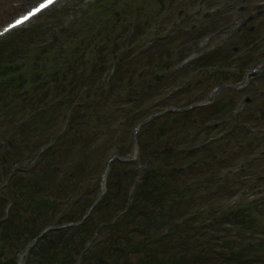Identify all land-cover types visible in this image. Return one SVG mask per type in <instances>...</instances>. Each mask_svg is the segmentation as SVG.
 <instances>
[{
  "label": "rangeland",
  "instance_id": "374dc122",
  "mask_svg": "<svg viewBox=\"0 0 264 264\" xmlns=\"http://www.w3.org/2000/svg\"><path fill=\"white\" fill-rule=\"evenodd\" d=\"M14 1L18 0H0V25L4 23L7 19H9L13 14L25 9L29 4L34 2L35 0H20L19 2L12 4ZM95 0H87L92 4L94 8ZM108 0H96L95 4L100 6L99 10L101 12H108L106 16H99L97 18L92 17L94 15L93 9H91L90 18L85 19L83 21V28H89V31H85L81 36L79 35V30L82 26L76 23L80 18H84L88 16L87 9L84 10L83 0H60L53 7L45 10L39 16L34 17L27 23H25L21 28V32H11L3 37L5 39L0 46V53L2 57L8 58L10 61L18 60L19 63L28 64V57L25 54H33V56L42 60L44 55L57 54L56 59H59L61 53H64L68 48H74L76 53H74L75 57H70L67 59V72L66 75H80L82 76L85 73V70L91 65L92 62V70L94 71V78L97 76L101 83V87L97 88V91L91 90V94L89 95V99H95L98 95H101L103 91L105 93H109V96L113 97L111 102V108L114 109V112H110V105L106 104V99L102 100L97 105V108H94V101L90 100V109L87 110V113L100 109V114H94V121L89 122L85 119L88 115L81 116V119L76 124L79 128H88L91 129V134L89 137V141L92 142L91 145L88 143H80L73 141L72 144L77 143L78 146H73L70 149V145L66 143L65 139L60 136V134L64 131L62 124L63 120H61V112L59 110L60 103L56 106V111H54L53 124L46 126L44 122L34 121L35 126L34 130H37V135L33 137L34 142L26 148L27 151L31 150L33 146L37 142L48 141L49 139L54 140V148L49 153H45L42 158L38 160L35 165H31V162L25 166V168H19L17 171L18 174L25 176V170L32 169L33 177L30 181L34 182L33 189H42L44 186L47 188L49 184H54L58 187V192L55 190V194L57 195V200L60 201V196L62 192L59 188L60 180H65L70 175V180L72 176L77 174L74 170V163L83 165L87 164L85 170V182H90L89 188V196L93 198L96 194V191L99 189L101 177H99V171L101 172L103 168L107 167V160L113 155L115 152L116 146H111L115 142H121V147L125 149L123 153H127L131 151L127 157L129 160L127 164L131 168L132 162L136 159L141 158L143 162L147 161L148 156L150 157L152 152H156L155 149H158L161 153H168L172 150H178L181 146H184L181 150L180 155L176 157V178H177V189H171V195L173 194L177 199L183 196L184 193H188L190 196V203L188 200H179L177 205L175 206V202L169 201L167 204L169 206H174L172 211H169L167 215V221L170 223L178 222L177 216L179 214L188 210L192 205L194 209H198L199 214L203 216H209L213 212V208L215 210L223 209L227 204L232 203V201L228 200L230 194H233L238 188L239 192L234 197V201L238 200L239 205H245L244 208L250 207L251 210L246 211L245 214L238 213L235 216L232 214H224L218 215L215 218L216 221L221 222L218 224L219 233L214 236H223L222 238L225 240L232 239L233 250H236L237 244L240 246L243 244H247V239L252 238L255 244H251L248 247L250 249L247 251V255L251 257L253 264H264V116L263 118L256 121V130L252 131V128H248V123L254 121L252 114H259V110L264 108V65L249 77V84L246 85L247 88L252 90V100L249 104H247V109L245 111L246 116L244 121L247 122L245 128L242 127L236 130V132H232L227 134L218 141H214L211 144H208L206 139L212 137V135H217L222 131L220 125L215 127L214 125H210L211 123L215 124L220 123L219 116H222L226 110L231 108L234 103V100L238 98L241 92L234 90L233 87L226 86L223 91L217 92L214 97L210 100V102L205 103L197 108L189 109V112L186 113H163L161 114V118H159L156 122V116L146 119L145 122L141 124L140 132L136 140L132 139L129 134L130 128L135 124L138 119L132 118L128 125L125 123L119 126L123 130V135L121 138L116 139L112 136L115 132L112 130V123L114 125L117 124L118 115H122L120 112H124L129 114L132 110L130 108L131 103H135V105H140V108L146 109V115L153 114L151 112L157 111V109L161 106L157 105L156 102L161 99V95L164 92L163 87L169 83H172L176 80L174 88L168 90V93H173L170 96L165 95L167 93H163L162 100L167 99L171 103L181 104L180 107L190 104L191 102L197 101L198 99H205L206 92L209 88L213 86V82L215 77L217 78L219 75L218 71L224 72L225 68L231 67L230 55L235 51L241 49L243 46L247 45L249 41L254 39L261 32L264 33V12L260 17H254L252 22L248 23L247 26H244L240 32L235 34L233 37L227 39L225 42H221L219 39V35L215 34L216 30L222 28V24L226 21H229L232 17L230 12V8H225L222 10H218L212 12L211 18H206L204 15V11L209 7L206 5L203 8V4L201 0H172L171 5H167L168 0H117L116 2L109 3L108 6H104ZM219 2L220 0H210L208 4H214L215 2ZM240 0H236L238 3ZM82 5V6H81ZM215 6H211L214 8ZM54 9H63L65 16L70 17L74 15L75 21L74 24L79 30L74 31V41L67 44L70 39L66 40V42H58L56 44L55 49L52 50L48 48L47 52L50 53L44 54L41 52V49L37 48V45H34L33 42L40 41L45 39L46 42H51L53 37L59 36L62 40H64V36L62 35L64 29L60 23H57L54 26L53 32L45 33L46 29L50 26V22H43L44 19L48 18V13L52 12ZM210 9V8H209ZM87 11V12H86ZM143 11V12H142ZM144 11H147L145 14ZM187 13V19L181 22V19L185 17ZM85 12V13H83ZM142 12V13H141ZM141 13V15H139ZM139 21V24H136L135 31L132 36V41L135 42L140 38V34L145 29L151 30L145 36H142L144 41H148L151 35L154 32L155 26L157 23H161L160 27L165 28L166 30H170V34L168 36L159 37L153 43V46L149 48L147 51L139 54L137 57L131 58L126 55L122 62L116 61L115 72L111 75L110 83L107 82V78L109 77V73L111 70V60L112 56L107 58L106 54V45L104 37H111V41L115 42V46L117 49H121L124 45V39L121 38V33H126L127 28L126 25H132L135 17ZM184 15V16H183ZM64 16V15H63ZM147 18V20H146ZM55 17H52L50 20H54ZM103 21V24L100 26V21ZM39 21V22H38ZM145 21V22H144ZM144 22V24H143ZM257 23L256 27H254V31L252 29L253 24ZM194 24V25H193ZM257 27H261V29L256 30ZM131 28V27H130ZM167 31H165L166 33ZM45 33V34H44ZM11 35V36H10ZM84 35L89 38L94 43V47L92 44H87L84 46L85 42H83ZM210 39L207 41L208 37ZM97 38V39H96ZM127 38V36H126ZM213 38V39H212ZM1 39V40H3ZM80 42L76 47L74 44ZM119 41V42H117ZM212 42L222 43L220 47L213 49L212 47L206 52L208 53L209 58H211V64H218L219 60L223 61L222 67L220 66V70L213 71L210 67L204 66L201 70L200 74H196L194 77H201L199 83H196L194 78L192 83L187 81L189 70L191 73L195 71V66L199 65L202 61L208 57L200 60L201 58H196L190 67L186 68L182 73L176 67L166 69V75H172V77L167 79L157 80L154 78L155 71L161 70V66H164L162 59L165 56H170V50L175 47V53L179 58L187 53H198L200 47L205 44L204 47L211 45ZM207 44V45H206ZM72 45V46H71ZM89 45V46H88ZM88 46V48H87ZM96 50L94 52V48ZM245 48V47H244ZM59 49V50H58ZM64 49V51H63ZM85 49V50H84ZM90 49V50H89ZM243 49V48H242ZM63 51V52H62ZM202 50L201 52H204ZM255 51V50H253ZM204 53V54H206ZM118 51H116L113 55L116 57L118 55ZM228 56V58L226 57ZM202 56V57H205ZM256 55L251 54L249 62H245L240 59L238 66L232 68L239 69L242 72L243 66L249 65L250 59L255 57ZM213 58V59H212ZM218 58V59H217ZM177 59V58H176ZM33 58L31 57L29 61L32 63ZM177 60V61H178ZM159 61V66L155 67L154 62ZM142 63H146L148 65L147 72L143 75V82L139 83V76L137 75V70L140 68ZM21 64V63H20ZM99 66V70H95ZM225 66V67H224ZM52 67V64H49L48 68ZM72 69V70H71ZM164 73V72H163ZM261 73V74H260ZM184 74V75H183ZM106 77V80H103ZM222 76H228L226 74H222ZM240 76V75H239ZM238 76V77H239ZM102 77L103 79L101 80ZM69 78V76H67ZM222 79L226 77H220ZM51 76L49 77V80ZM198 79V78H197ZM62 82L65 84L68 82V79L65 80V76H63ZM150 82V84H149ZM247 82V83H248ZM31 84V83H30ZM254 84V85H253ZM111 85V86H110ZM96 84L93 83L91 87H95ZM42 89V88H41ZM40 89V91H41ZM59 87L54 85L43 90L46 93V100H51L54 96L62 97L61 101H64L65 97L63 96V92L58 91ZM14 94V98L9 97L7 93L3 96L4 99L6 97L12 98L17 103H22L20 98L17 97V93ZM245 91V90H244ZM79 92V90L77 91ZM158 93L157 95H153ZM235 94V99L232 100L233 95ZM38 92V96H39ZM95 97V98H94ZM239 99V98H238ZM164 101V100H163ZM32 102V100H31ZM131 102V103H130ZM15 104V103H14ZM14 105L12 108L8 109L5 103L0 101V129L1 128H9L12 127L13 121H16L17 124L21 123V119H28V111L23 109H18L17 105ZM30 104V103H28ZM259 104V105H258ZM68 107L63 106L62 110H68ZM254 110V111H253ZM85 114V113H84ZM58 116V117H57ZM213 118V120H210ZM258 119V118H257ZM31 120V119H30ZM205 120L209 123L206 124L207 130L205 132L202 130V121ZM211 121V122H210ZM31 124H34L30 121ZM40 123L39 129H35L36 124ZM94 124V126H93ZM173 124V126L171 125ZM91 125L92 127H88ZM159 125L164 127L163 130H158ZM195 125H197L195 127ZM251 126V125H250ZM70 127V124H69ZM262 132L259 133L260 129ZM103 130L108 132V139H111V142L105 144L106 139H103L100 135V132ZM159 131L165 133L167 137H170L169 142H163L159 146L156 144L159 142ZM179 131H184L186 136L179 140L176 138V133ZM240 131H243L239 134ZM74 133V130L72 131ZM67 132L65 133V138H69L73 135ZM176 134V135H175ZM1 136V134H0ZM1 138V137H0ZM63 138V139H62ZM59 141V142H58ZM176 141L174 144L172 142ZM58 142V143H56ZM56 143V144H55ZM65 143V144H64ZM97 143H100L97 145ZM207 143V144H206ZM104 145L103 149L98 150L97 146ZM143 145V146H142ZM87 146H90V150H85ZM47 148V147H46ZM94 150V149H96ZM143 150H142V149ZM45 149V148H44ZM43 149V150H44ZM132 149V150H131ZM146 149V150H145ZM42 150V151H43ZM47 150V149H46ZM26 151V152H27ZM118 151V150H117ZM34 154H31L27 157H32ZM54 162V165H51V168L48 167V164ZM114 163V162H113ZM112 163V165H113ZM89 165V167H88ZM158 165V164H157ZM34 166V167H33ZM33 167V168H32ZM160 169L163 167L159 166ZM232 167L234 172L228 173V168ZM104 168V170H105ZM129 168V167H128ZM121 168L116 175L122 170ZM183 170L182 172H179ZM238 170H242L239 172ZM46 174H45V172ZM40 175H39V174ZM137 170L134 172V178L144 180L147 177V173ZM81 176V173H80ZM143 176V177H142ZM47 177V179H46ZM111 175L109 176V178ZM79 180L76 178L74 180L75 184ZM89 180V181H88ZM26 182H30L29 179L25 180ZM239 184L240 186H236ZM242 186V187H241ZM4 187V186H3ZM2 187V188H3ZM74 187V186H73ZM16 189L18 196L14 199V206H18L21 209L26 208V203L34 202L31 199L30 194H21L19 186H14ZM126 186L122 185L119 187L120 192L119 195L114 200L115 206L117 203H121V200L124 199V191ZM4 190V189H3ZM47 190L51 191V188ZM5 191V190H4ZM169 191V189H166ZM11 194V192H10ZM52 192H50V196H52ZM80 192L75 193L73 198L70 200H66L64 202V198L61 199L59 204L61 205V210L58 212L59 214L67 213L71 207L66 205L68 202H72V207L74 206V213L72 210L68 212L69 216L77 217L79 213L83 211L85 206V199L80 200ZM87 195V196H88ZM87 196L85 198H87ZM88 196V198H89ZM4 200V199H2ZM1 201V200H0ZM64 203H66L64 205ZM84 203V205H82ZM37 204V203H35ZM58 206V205H57ZM205 206H210V210L207 212H202L201 209ZM23 207V208H22ZM176 210V212H175ZM228 210H225V212ZM244 216V217H243ZM174 217V218H173ZM237 217L241 220L239 225L227 228L225 222L226 220H230V222H235ZM99 216L95 218V222H97ZM176 219V220H175ZM243 219V220H242ZM1 221V220H0ZM4 222V221H2ZM0 222V235L4 234L3 231V223ZM252 222V223H250ZM17 222L16 224H18ZM179 223V222H178ZM21 224V223H19ZM94 225V221L92 223ZM25 226V224L23 223ZM189 226H191L189 224ZM240 226V227H239ZM196 226H192L193 228ZM235 228V230H234ZM162 229V225L158 227V230ZM185 229V227L181 228ZM208 226L199 225L194 230V245L192 242L189 245H186L188 248V252L192 251L195 253L193 257L200 256L202 251L197 252L199 249L202 250L203 246L207 247L208 244V235H199V232L208 231ZM158 232V231H157ZM165 232V231H164ZM163 232V233H164ZM174 230H171V233ZM155 233V232H154ZM74 237L80 240V236L77 233H72ZM90 234V233H89ZM86 234L83 238L87 239ZM173 234H171L172 236ZM212 235V234H211ZM257 235H262L258 237ZM36 236V235H35ZM34 236V237H35ZM68 236V233H67ZM112 232H110L106 227H103L100 234L97 233L96 239V251L97 253H101V258L95 257L94 253H85L87 250L83 249L86 257L89 256L88 261L85 259L84 264H96L97 259H101L100 264H126L124 261L129 255V261L133 263L137 256L138 252H132L131 255L122 251L115 249V244L111 243ZM232 237V238H230ZM172 237H166V240L170 243ZM8 241L3 246L2 254L0 255L2 260L6 262V264H19L17 262L18 255V242L17 235L8 234ZM34 239V238H33ZM44 239H37L30 246V248L22 254V260L27 264V258L31 256L32 250ZM196 239H199V242H196ZM193 240V238H192ZM94 245V241H93ZM150 246L157 247L159 250V258L158 261H166L169 262L170 259L182 255L183 249L175 246L170 249H163L161 246V241L158 239H150ZM172 246V245H171ZM69 248V247H68ZM102 251L104 253L102 254ZM197 252V253H196ZM208 252V251H207ZM208 253H211L209 251ZM222 253V252H221ZM208 254L203 258L204 263L206 264H233L234 258H231L228 255H218L214 258V255ZM211 256V257H209ZM192 257V258H193ZM73 259L77 261L76 264L80 263V255L74 253ZM112 259H118L116 263H112ZM36 261H32V264H35ZM189 264V262H187Z\"/></svg>",
  "mask_w": 264,
  "mask_h": 264
},
{
  "label": "trees",
  "instance_id": "16d2710c",
  "mask_svg": "<svg viewBox=\"0 0 264 264\" xmlns=\"http://www.w3.org/2000/svg\"><path fill=\"white\" fill-rule=\"evenodd\" d=\"M35 64L37 63L35 62ZM39 74L40 72H37L36 69H33L31 70V73L27 75V73L20 70V67L11 66L9 64V59L2 57L0 53V101L2 103H5L8 109L12 108L16 104V101L12 98H14V94L19 88V94L17 93V97L20 98L22 103H17L16 105L18 106V109L24 108L26 111H28V119L24 120L25 122H23L22 119L20 120L22 122L19 124H17L16 121H13L12 127L0 129V220L5 214L6 204L11 201V205L8 211V217L3 220L4 222H2L4 234L0 235V255L2 254L4 244H6L9 240L8 234H13L15 236L17 235L18 250H20L22 246H24L30 239L37 235L44 227L51 224L61 225L69 220L81 219L83 217V214H85V212L87 211V207L93 202V198L89 196L90 182H85L84 179V172L86 170L87 164L83 165V163H74V169L72 170L78 173L72 176L70 180V175L72 173L71 172L65 182L62 179L59 182V188L62 192L60 201L62 198H64V202L66 200H70L77 192L81 193L80 200L83 201L85 199L84 203L85 206H87H84L83 211L79 213L77 218L72 215H68V212H70L71 210L72 213H74V206L71 207V210L67 213H64L62 215L58 213L62 207L59 204L60 201L57 200V195L55 194V190H57L58 192V187L55 186L54 181L52 184H49L47 188L43 186L42 189L40 188L37 190H32L34 185L33 179L32 181H30L33 177L32 169L25 170V176L20 175L17 172L19 168L24 169L25 166H27L24 164L26 159L35 158V155L37 154L41 144H44L46 142L39 141L33 146L31 150H26V148H28L34 142L33 137L37 135V130L33 129V127L35 126L34 121H39L40 123L44 122L47 126L50 120V115L52 113L51 108L45 107L44 102L46 99V93L43 90L46 87V82L40 81ZM28 82L33 83L32 85L28 84L27 86H25ZM38 92L40 94L39 96ZM5 93H7L8 96L12 98L6 97V99H4L3 96L5 95ZM66 97L67 101L71 100L72 98L71 95H67ZM107 97L108 96L106 94L98 95L94 99V108H97V105ZM79 100H82L81 97L79 98ZM83 107H85L86 109L88 105L84 104L80 108H76L72 119L71 116L69 118V123L72 125L71 128H68V130L66 131L72 132L74 130V133L72 132L74 135L67 139L64 138V134L61 135V137L65 139L68 146L71 144L70 149H72L73 146H78L77 143L72 144L74 140L83 144H92V142L89 141V133L86 131V128H78L76 124L79 122L81 116L83 115H88L85 119H87L90 123L93 122L94 114H100L101 111L98 109L96 110V112L92 111L88 114L87 110H89L90 108H87V110H85L83 109ZM159 118L160 117L156 118L155 122ZM30 121H32L34 124H31ZM39 122L38 124H36L38 126H36L35 129H39ZM171 125L173 126V124ZM88 127L92 126L89 125ZM159 129L163 130L164 127L162 125H159L158 130ZM159 131L157 133H159ZM158 141L159 142L156 144V146H159L163 142H169L170 137H167L165 133L160 132ZM175 142L176 141L172 142L171 144H174ZM183 147L184 146H181V149L172 150L168 153H161L160 151H158V149H155L156 152H152L150 157L148 156L147 161L143 162V172L144 174L147 173V177L144 180H139L137 188L135 189L130 202L129 191L135 180L134 172L137 170H140L141 172L142 170L140 168L136 169V167L131 168L125 162L116 159L111 166L108 175L107 191L103 195L102 199L95 205L90 215L78 225H71L63 228H53L44 233V235L40 237V239H42L43 237L44 239L32 250L31 256L26 260L27 264H32V261H36L35 264L74 263L76 261L75 259H73L74 253H80V251L85 247L86 241L91 238L93 229H95V227H98L99 223H104L100 226L101 230L103 227H106L110 232H112L111 243L115 244V249L125 253L129 252L130 255L132 252H138V256L133 263L129 261V255L121 263L187 264V262H189V264H206L204 263L203 258L208 254H211L208 253L209 251H211L214 255V258H216L218 255L224 256L225 254L230 256L231 258H234L233 264H253L251 257L247 255V251L250 249V247L248 246L251 244H255L253 237L249 241L248 245L240 244L239 246L237 244L236 250H233L234 247L231 245L232 239L226 240L225 238L224 240L219 236H214L217 233L218 224L221 223L215 220V218L217 217V210H215L214 208L212 214L209 215V217H212L213 215L214 219L206 223V225L204 223V226H208V231L198 233L199 235L209 236L207 247L203 246L202 250L199 249L197 251H202L200 256L193 257L195 253H193L192 251L188 252V248L186 245H189L191 242L194 245V237L192 236L194 234L193 229L199 226V224H194V220L197 221L200 217H202V215H200L199 212H197L196 215L192 213L191 206L188 210L177 216L179 223L176 221V223L172 224L167 221V215L169 211L173 210L174 207L169 206L167 202L171 200L172 202H175L176 200V197L173 194L171 195V189L174 188L173 190H175L179 187L177 185L178 181L176 178V172L178 171L175 167V160L176 157L180 155L179 152H181ZM53 148L54 145L47 148V150H45L40 155L39 159L42 158L45 153L47 154L52 151ZM97 149L98 148L94 150L98 151L99 149ZM85 150L89 151L90 146H87ZM124 150L125 149L121 148L118 152L120 154H124ZM31 154L34 155L32 157H27ZM157 164L163 167V169H160ZM51 165L53 166L54 162L49 163L48 167L51 168ZM13 168L15 169L14 172H12ZM121 168L123 169L116 175V173ZM182 171L183 170L179 172ZM8 175H10L8 182L2 185ZM110 175L111 177L109 178ZM76 178H79V180L75 184L74 180ZM26 179H29L30 182H26ZM122 185L126 186L124 191L125 197L121 200V203L119 202L115 206H113L115 204L114 200L120 192L119 187ZM14 186L20 187V190H22V192L20 191L21 194H30L31 199L34 202L32 203L28 201L25 206L26 208L24 209H21L18 206H14L13 198L18 196V193ZM48 188H51L52 190L49 191L47 190ZM166 189H169V191H166ZM50 192H52V196H50ZM87 195L89 196V198ZM86 196L87 198H85ZM183 199H190L189 194L184 193L183 196L177 199V201L174 203L175 206L177 205V202L179 200ZM84 203H82V205H84ZM188 203H190V200H188ZM238 203L239 201L225 207V209L228 211L224 212V214L234 213V215H232L233 217L238 213L245 214L246 211L248 212L251 210V205L250 207L244 208L245 205H242L241 203V205H239ZM120 209L125 210L112 221L114 215ZM97 216H99V219L98 222H95V218ZM230 220H226L225 222L229 223L230 226L232 225V227L236 225L238 226V223H241V220L238 217L237 219H235V222H230ZM93 221L94 227L92 224ZM17 222L21 224H16ZM23 223L25 224V226L23 225ZM189 224L191 226H189ZM160 225H162V229L158 230V227ZM193 225L196 227L190 228ZM183 227H185V229H181ZM171 230H174V232L171 233ZM70 232L76 234L78 233L80 236V240L76 239L73 234H70ZM262 232L264 233V231ZM86 234H89L87 236V239L83 238V236ZM171 234L173 235L171 236ZM257 236L261 237L259 235ZM166 237H172V246L166 240ZM150 239L160 240L161 246L165 250L167 248L170 249L172 247L174 248L175 246H178L184 251L182 252V255L170 259L169 262H166L165 260L159 262V250L157 249V247L150 246ZM196 242H199V239H196ZM85 253H94V258H101V253H97L96 251V240H94V245L91 244ZM85 253L82 256L83 259L81 264L85 263V259L86 261H88L87 259H89V256L86 257L87 255H85ZM103 253L104 251H102V254ZM117 261L118 259H112V263H116ZM100 263H102L101 259H97L96 264ZM0 264H6V262L2 260L1 256Z\"/></svg>",
  "mask_w": 264,
  "mask_h": 264
},
{
  "label": "snow or ice",
  "instance_id": "6c2138e0",
  "mask_svg": "<svg viewBox=\"0 0 264 264\" xmlns=\"http://www.w3.org/2000/svg\"><path fill=\"white\" fill-rule=\"evenodd\" d=\"M50 3H52V0H38V2L34 6H32L30 8V10L27 11L26 14L20 16L19 18H15L11 22H9L7 24L5 31H7L8 29L15 28L18 25L23 24V22L25 20H27L28 18L32 17L33 15H35L36 13H38L39 11L44 9Z\"/></svg>",
  "mask_w": 264,
  "mask_h": 264
},
{
  "label": "water",
  "instance_id": "95a60500",
  "mask_svg": "<svg viewBox=\"0 0 264 264\" xmlns=\"http://www.w3.org/2000/svg\"><path fill=\"white\" fill-rule=\"evenodd\" d=\"M31 245V243L28 245V247ZM26 252V249L22 251V253L18 256V262L20 264H25L24 261L22 260V254Z\"/></svg>",
  "mask_w": 264,
  "mask_h": 264
},
{
  "label": "bare ground",
  "instance_id": "6f19581e",
  "mask_svg": "<svg viewBox=\"0 0 264 264\" xmlns=\"http://www.w3.org/2000/svg\"><path fill=\"white\" fill-rule=\"evenodd\" d=\"M41 11H42V10H41ZM41 11H40V12H41ZM40 12H39V13H40Z\"/></svg>",
  "mask_w": 264,
  "mask_h": 264
}]
</instances>
